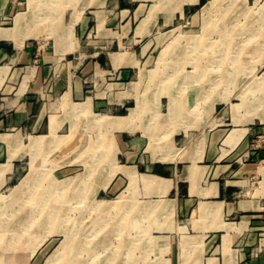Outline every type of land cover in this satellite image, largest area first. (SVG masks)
Returning <instances> with one entry per match:
<instances>
[{
    "label": "crops",
    "instance_id": "obj_1",
    "mask_svg": "<svg viewBox=\"0 0 264 264\" xmlns=\"http://www.w3.org/2000/svg\"><path fill=\"white\" fill-rule=\"evenodd\" d=\"M33 1L0 0V190L16 185L20 163L45 161L51 151L62 157L68 146L81 145L101 129L105 139L100 143L111 145L117 160H132L127 167L136 170L137 182L143 184L137 189L148 190L158 201L147 207L159 212L148 224L171 226L163 231L164 241L153 236L161 249L137 264H248L244 241H264V124H223L197 134L187 117L184 126H172L183 129V158L148 149L143 131L168 125L161 120L156 126L151 118L140 121L144 105L137 87L147 64L150 43L145 41L164 17H173L156 4L147 9L146 3L163 0H70L73 7L52 16L47 12L41 21L31 9ZM174 107L171 113L177 111ZM166 112L163 107L150 111ZM39 139L42 144L36 145ZM196 141L203 143L202 152L194 148ZM147 157L149 164L140 171ZM144 175L164 180L165 189L146 186ZM129 181L127 174L118 173L107 190H132ZM145 220L128 218V225L142 226ZM170 236L192 244L169 248ZM46 246L29 254L28 264H41Z\"/></svg>",
    "mask_w": 264,
    "mask_h": 264
},
{
    "label": "rangeland",
    "instance_id": "obj_2",
    "mask_svg": "<svg viewBox=\"0 0 264 264\" xmlns=\"http://www.w3.org/2000/svg\"><path fill=\"white\" fill-rule=\"evenodd\" d=\"M59 1L34 0L31 9L40 15L41 21L47 19L42 17L47 12L52 16L57 10L65 11L75 4L70 0ZM211 1L214 2L206 6ZM146 4L147 9L156 4L173 17H164L161 27L145 41L150 46L144 56L147 64L142 67V81L137 83L144 105L139 119L145 122L151 118L156 126L163 120L169 125L143 131L148 137L147 144L148 140L151 143V136L155 142L154 149L148 148L150 151L183 158L186 154L183 129L172 126H184L188 117L190 121L194 119L197 134L205 132V127L223 124L238 128L234 107L243 98L248 101L252 96L264 95V0H163ZM182 10L185 14L180 13ZM174 106L177 111L171 113ZM160 107L167 109L162 116L150 113ZM256 110L264 113V107ZM247 111L241 108L239 113L245 115ZM253 123L264 124L259 118ZM102 139H105L103 130L95 129L81 145L68 146L62 157L51 152L45 161L20 163L22 175L16 185L0 190V264H28L29 254L36 253L43 244L47 246L41 264H96L99 259H106L94 257L97 252L111 254L113 249L119 254L108 264H131L161 249L163 245L154 237L164 241L163 231L171 226L148 224L153 221L149 219L158 216L154 212H159L147 210L158 205V201L148 190L137 189L143 187L137 179L131 181L128 171L132 168L127 165L133 161L117 160L116 150L101 144ZM195 143L198 146L194 148L201 152L202 142ZM258 145L259 140L254 147ZM148 164L147 157L140 171ZM92 169L94 172L90 173ZM118 173L129 176L132 190L115 193L107 190ZM163 216L170 217L169 213H161L160 217ZM133 217H146L147 224L128 225V218ZM166 239L172 249L179 244L190 245L184 239L173 240L171 236ZM132 240L136 241L134 250L129 247L134 246ZM123 248L124 254L129 250L138 257L124 256ZM242 249L249 255L245 259L248 264H264L262 239L254 243L246 240Z\"/></svg>",
    "mask_w": 264,
    "mask_h": 264
},
{
    "label": "bare ground",
    "instance_id": "obj_3",
    "mask_svg": "<svg viewBox=\"0 0 264 264\" xmlns=\"http://www.w3.org/2000/svg\"><path fill=\"white\" fill-rule=\"evenodd\" d=\"M61 1V0H60ZM59 1V2H60ZM63 1V0H62ZM190 1H197V0H190ZM30 2V1H29ZM45 2V1H44ZM212 2H214V1H211V2H209L206 6H208L209 4H211ZM50 3V2H49ZM48 3V4H49ZM54 5H56V4H54ZM42 6V5H41ZM65 6V5H64ZM84 6V5H83ZM205 6V7H206ZM81 7V6H80ZM85 7V6H84ZM86 8V7H85ZM58 9V8H57ZM57 9H54V11L53 12H56L55 10H57ZM81 10V9H80ZM47 11H48V9H47ZM50 11V10H49ZM64 12V11H63ZM82 12V11H81ZM51 13H52V11H51ZM57 13H58V10H57ZM198 14V13H197ZM76 15V14H75ZM62 16V15H61ZM57 17V16H56ZM32 18V17H31ZM61 18V17H60ZM59 18V19H60ZM200 19V18H199ZM15 20H16V17H15ZM193 20V19H192ZM60 22V21H59ZM58 22V23H59ZM24 23V22H23ZM30 23V22H29ZM53 23V22H52ZM57 23V22H56ZM76 23V22H75ZM54 26H56V24H53ZM53 25H52V27H53ZM75 28V27H74ZM46 29V28H45ZM54 29V28H53ZM72 29V28H71ZM48 30V29H47ZM33 31V30H32ZM5 32V31H4ZM20 32H21V30H20ZM52 32V31H51ZM57 33V32H56ZM49 34V33H48ZM47 34V35H48ZM12 35H13V33H12ZM37 35V34H36ZM52 35V34H51ZM57 35V34H56ZM2 36V35H1ZM39 36V35H38ZM54 36V35H53ZM73 36V35H72ZM58 37V36H57ZM12 38H13V36H12ZM11 38V39H12ZM73 38V37H72ZM71 38V39H72ZM66 39V38H65ZM70 39V40H71ZM67 40V39H66ZM26 41V40H25ZM64 41V40H63ZM63 41H61V42H63ZM67 42H69V41H67ZM61 44H63V43H61ZM23 46V45H22ZM60 46V45H59ZM153 71V70H152ZM150 77V76H149ZM129 88V87H128ZM127 88V89H128ZM132 89V88H131ZM126 92V91H125ZM125 92H123V93H125ZM243 95V94H242ZM172 104V103H171ZM180 104V103H179ZM173 105V104H172ZM181 107H182V105H180ZM187 106V105H186ZM264 107V95H261V97L260 96H252V97H250V99L248 100V101H246V99L245 98H243V101L240 103V104H238V105H236L234 108H235V111H234V120H235V122L236 123H246V124H249V123H253L254 122V120L256 119V118H259L260 120H262V122H264V113H261L259 110H256L258 107ZM180 107V108H181ZM171 108V107H170ZM241 108H245L246 110H248L247 111V114H245V115H242V114H240L239 112H240V109ZM171 111V110H170ZM180 111H182V109L180 110ZM189 113H192V112H189ZM247 115V116H246ZM180 116V115H179ZM180 118V117H179ZM124 119H126V118H124ZM124 119H121V120H119L120 122H118V127H122L121 125V122H123V120ZM173 119V118H172ZM194 120V119H193ZM192 120V121H193ZM198 120V119H197ZM100 122H102V120H101V118H100ZM194 122V121H193ZM231 123H232V121H231ZM189 124V123H188ZM171 125H172V123H171ZM190 125V124H189ZM188 125V126H189ZM239 125V124H238ZM192 126V125H191ZM187 127V126H186ZM245 127H247V126H245ZM189 128V127H188ZM240 129V128H239ZM244 129V128H243ZM239 131V130H238ZM237 131V132H238ZM241 133H242V131H240ZM244 133V132H243ZM235 135H236V131L234 130L233 132H232V134H231V136H233V137H235ZM238 135V134H237ZM60 138V137H59ZM230 138V137H229ZM151 143L149 144V146H148V148H150V149H154V147H155V142H154V140H153V138H152V136H151ZM201 139H203V138H201ZM234 139V138H233ZM59 141H60V139H58ZM230 140V139H229ZM203 141V140H202ZM233 141V140H232ZM201 142V141H200ZM54 143H57V141L56 142H54ZM205 143V142H204ZM40 144H42V139H39V140H37V142H36V145H40ZM59 144H60V142H59ZM203 144V143H202ZM201 145V144H200ZM36 147V146H35ZM37 148V147H36ZM201 148H202V146H201ZM35 149V148H34ZM32 150V149H31ZM52 152V151H51ZM202 152V151H201ZM57 162V161H56ZM197 165V164H196ZM125 168H127V167H125ZM197 168L196 167H194L193 168V170H196ZM117 170H119V169H114V172H116ZM122 170H124L123 168H122ZM91 172H94V170L92 169L91 171H90V173ZM129 172V176L131 177V181L133 182V181H135L136 179H137V172H136V170L135 169H131L130 171H128ZM193 177V176H192ZM191 177V178H192ZM194 181V180H193ZM144 182H145V185L146 186H161V188L162 187H164L166 184H165V181L164 180H162V179H159V178H157V177H154V176H146V175H144ZM191 183H192V181H191ZM87 188V187H86ZM147 188V187H146ZM164 189H165V187H164ZM165 191V190H164ZM163 191V192H164ZM86 192V191H85ZM88 192V191H87ZM86 192V193H87ZM81 193H83V192H81ZM83 195H81L80 197H82ZM10 204V203H9ZM2 206V205H1ZM0 206V207H1ZM5 207V206H4ZM6 208H7V205H6ZM4 212V211H3ZM6 212V211H5ZM18 211H16V213H17ZM14 213V212H13ZM136 240H138V239H136ZM121 241V240H120ZM136 241H134L133 242V244L135 243ZM192 242V241H191ZM190 242V243H191ZM192 244V243H191ZM132 245V244H131ZM107 246H109V245H107ZM122 247H123V245H122ZM131 248H130V250L132 249V250H134L133 248H135V244H134V246H130ZM137 247H139V245L138 246H136V248ZM167 247V246H166ZM193 247H195V245L193 246ZM83 249H85V246H83L82 247V250ZM123 250H124V248H123ZM122 250V251H123ZM89 252L90 253H93L92 252V250L91 249H89ZM99 254V255H98ZM118 254H119V251H117V250H115V249H113V251H112V253L111 254H106V253H100V252H97V254L96 255H94V257H99V258H101V257H104V258H106L105 260H98V261H96V264H108V263H110L111 261H113L117 256H118ZM123 254V253H122ZM14 256V255H13ZM12 256V257H13ZM24 257V256H23ZM93 260H94V258H92ZM88 264H93V262H89ZM131 264H137V263H135V262H131Z\"/></svg>",
    "mask_w": 264,
    "mask_h": 264
}]
</instances>
